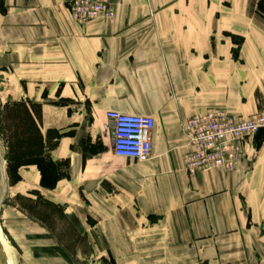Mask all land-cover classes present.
<instances>
[{
    "label": "crops",
    "instance_id": "obj_1",
    "mask_svg": "<svg viewBox=\"0 0 264 264\" xmlns=\"http://www.w3.org/2000/svg\"><path fill=\"white\" fill-rule=\"evenodd\" d=\"M70 1L0 0V66L41 102L50 156L68 167L45 190L103 229L149 227L131 243L141 264H264V132L236 171L194 178L183 132L210 110L264 114V0H113L114 19L87 26ZM113 111L155 119L149 160L114 157Z\"/></svg>",
    "mask_w": 264,
    "mask_h": 264
},
{
    "label": "rangeland",
    "instance_id": "obj_2",
    "mask_svg": "<svg viewBox=\"0 0 264 264\" xmlns=\"http://www.w3.org/2000/svg\"><path fill=\"white\" fill-rule=\"evenodd\" d=\"M25 88L9 70L0 66V141L3 156L0 235L7 247V264H141L135 261L140 249L132 244L137 238L149 237V227L137 230L134 224H130L131 228L103 229L105 223L100 216L92 210L89 213L85 204H78L69 197L57 199V191L45 190L57 186L54 181L57 172L66 176L68 170L66 164H57L50 156L53 145H57V130L51 135L50 149L44 155V172L30 165L33 171L30 175L26 173L29 166L21 165L18 160L10 161V145L21 146V132L31 131L24 123L21 105L38 117L41 130V102L23 100ZM43 96L47 95L43 93ZM49 104L57 105V99L50 100ZM25 138L33 139V135L28 134ZM109 141L112 142V139ZM38 176L40 181L36 184L34 179ZM113 225L117 227L119 224L115 220ZM122 241L127 245L120 244ZM2 254L1 262L4 264ZM142 264L150 263L143 261Z\"/></svg>",
    "mask_w": 264,
    "mask_h": 264
},
{
    "label": "built area",
    "instance_id": "obj_3",
    "mask_svg": "<svg viewBox=\"0 0 264 264\" xmlns=\"http://www.w3.org/2000/svg\"><path fill=\"white\" fill-rule=\"evenodd\" d=\"M69 10L80 26L101 18L113 20V0H71ZM113 124L112 153L115 158L138 163L150 159L155 119L119 112L108 113ZM183 132L190 152L184 159L190 178L211 170L236 171L243 159V144L264 132V114L239 119L225 110H210L189 118Z\"/></svg>",
    "mask_w": 264,
    "mask_h": 264
},
{
    "label": "trees",
    "instance_id": "obj_4",
    "mask_svg": "<svg viewBox=\"0 0 264 264\" xmlns=\"http://www.w3.org/2000/svg\"><path fill=\"white\" fill-rule=\"evenodd\" d=\"M21 106L23 107L24 123L27 125V127H29V129H31V131L27 130L21 132L22 134L21 146H19L20 144L17 147L14 145L12 147V144L10 145L11 148L10 161L18 160L21 161V165L23 166L33 165L39 167L41 171H43L42 162L44 161V155L45 153H47L48 149H50L49 148L50 138L51 135L56 132V130L48 131L47 137L45 139L38 125V117L34 116L25 106L23 105ZM28 134L33 135V139L31 138L27 140L25 137ZM53 146L54 149L56 145ZM57 177L60 178L61 175H57ZM57 177L54 179L55 182H57ZM42 185H44V177L42 178ZM51 187L54 188V185Z\"/></svg>",
    "mask_w": 264,
    "mask_h": 264
},
{
    "label": "bare ground",
    "instance_id": "obj_5",
    "mask_svg": "<svg viewBox=\"0 0 264 264\" xmlns=\"http://www.w3.org/2000/svg\"><path fill=\"white\" fill-rule=\"evenodd\" d=\"M2 172H3V167H0V177H2L1 176ZM6 250H7L6 244H5L4 240H2L1 235H0V264H2V262H1L2 261V256H3L2 253H4V264H7V262H6Z\"/></svg>",
    "mask_w": 264,
    "mask_h": 264
},
{
    "label": "water",
    "instance_id": "obj_6",
    "mask_svg": "<svg viewBox=\"0 0 264 264\" xmlns=\"http://www.w3.org/2000/svg\"><path fill=\"white\" fill-rule=\"evenodd\" d=\"M0 167H3V156H2V148H1V141H0ZM2 208V204H0V211Z\"/></svg>",
    "mask_w": 264,
    "mask_h": 264
}]
</instances>
